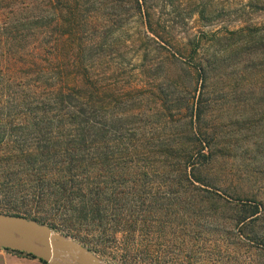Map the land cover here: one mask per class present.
<instances>
[{"label": "trees", "instance_id": "obj_1", "mask_svg": "<svg viewBox=\"0 0 264 264\" xmlns=\"http://www.w3.org/2000/svg\"><path fill=\"white\" fill-rule=\"evenodd\" d=\"M161 1L0 0V204L7 209L4 213L53 230L60 224L67 236L76 232L79 221L102 235L108 224L131 226L134 234L144 226L150 229L176 221L179 206L192 205L187 188L197 182L194 171L210 165L220 144L216 125L206 123L215 108L210 92L213 76L223 64L228 68V63L245 59L250 60V74L264 72V28L238 29L220 38L213 33L205 41L178 47L169 20L162 18L165 6L171 5ZM198 15L206 18L205 10L201 8ZM132 23L140 26L136 35L144 54L163 49L179 57L188 52L189 59L196 60V95L174 99L179 105L171 111L163 94L160 106L168 115L160 114V126L145 128L138 135L119 107L135 87H120L118 80L109 79L114 76L107 79L102 70L103 62L114 60L116 52L117 59L125 60L124 41L132 37ZM116 37L124 39L118 51ZM232 89L230 96L217 97L221 104L264 101V85L253 88L251 96L243 86ZM248 124L264 131V116ZM139 142L144 150L136 157ZM247 144L251 155L243 157L257 162L259 170L251 173L264 181V139ZM50 207L70 211L78 223L64 214L57 224L44 213ZM258 213L264 214V200L237 223Z\"/></svg>", "mask_w": 264, "mask_h": 264}, {"label": "rangeland", "instance_id": "obj_2", "mask_svg": "<svg viewBox=\"0 0 264 264\" xmlns=\"http://www.w3.org/2000/svg\"><path fill=\"white\" fill-rule=\"evenodd\" d=\"M161 3L171 5L165 6L162 18L167 22L169 20L178 47L184 48L192 40L205 41L213 33H218L220 38L225 32L238 29L264 28V0H162ZM201 8L205 10L206 18L198 15ZM115 21L118 24L117 16ZM138 30L140 26L132 23L130 41L116 37L117 51L122 41L124 47L127 46L125 60L117 59L116 52L112 55L114 60L107 59L102 64L107 79L114 76L109 79L118 80L120 87H135L132 96L121 100L119 107L123 113L121 116L129 120L137 135L145 128L148 131L160 126V114L168 115L169 112L160 106L163 94L169 100L171 111H174L173 108L179 105L174 99L185 100L197 93L194 91L196 60L191 61L188 52L179 57L163 49L147 50L144 54L142 49H138L141 46L136 35ZM245 33L243 35H247ZM206 49L207 44L201 52L205 53ZM249 64L247 59L243 62L236 60L228 63L226 68L225 63L213 76L210 92L215 97L212 96L215 108L211 112L212 119L206 123L216 125L220 144L216 146L218 151L211 157L210 165L195 169L197 182L187 188L192 205L179 206L176 221L170 219L166 224H154L150 229L144 226L134 234L130 233L133 230L131 226L125 229L123 225L108 224L102 235L92 226L86 227L81 221L78 223L79 218L70 211L65 212L62 208L56 211L50 207L44 213L55 219L57 224L62 223L64 214L70 216L73 223H78L75 225L76 232H70L68 236L60 224L52 230L86 248L105 264H264V214L261 216L258 213L237 223L264 200V181L251 173L259 170V165L243 157L244 154L251 155L246 150L248 142L264 139L261 127L250 129L248 124L250 121H261L264 101L256 105L237 102L221 104L217 99L220 94L230 96L236 86H243L251 96L253 88L264 85V72L255 70L250 74L252 69ZM146 121H149L147 127ZM156 133L164 135L166 131L156 129ZM135 149L136 157L140 156L144 145L139 142ZM6 211L0 204V213ZM169 223L176 224V227Z\"/></svg>", "mask_w": 264, "mask_h": 264}, {"label": "water", "instance_id": "obj_3", "mask_svg": "<svg viewBox=\"0 0 264 264\" xmlns=\"http://www.w3.org/2000/svg\"><path fill=\"white\" fill-rule=\"evenodd\" d=\"M0 248L32 255L46 264H105L48 226L4 213H0Z\"/></svg>", "mask_w": 264, "mask_h": 264}, {"label": "crops", "instance_id": "obj_4", "mask_svg": "<svg viewBox=\"0 0 264 264\" xmlns=\"http://www.w3.org/2000/svg\"><path fill=\"white\" fill-rule=\"evenodd\" d=\"M0 264H43L38 259L11 252L0 248Z\"/></svg>", "mask_w": 264, "mask_h": 264}]
</instances>
